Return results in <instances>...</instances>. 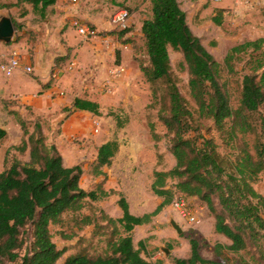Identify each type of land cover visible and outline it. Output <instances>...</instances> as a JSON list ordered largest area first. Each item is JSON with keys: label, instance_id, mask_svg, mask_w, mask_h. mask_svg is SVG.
I'll list each match as a JSON object with an SVG mask.
<instances>
[{"label": "trees", "instance_id": "1", "mask_svg": "<svg viewBox=\"0 0 264 264\" xmlns=\"http://www.w3.org/2000/svg\"><path fill=\"white\" fill-rule=\"evenodd\" d=\"M57 1L16 0L0 3V9H25V16V5H29L34 15L45 19ZM129 1L119 3L124 6ZM151 5L152 15L141 26L148 65L140 64V71L152 87L153 107L160 106L159 120L176 163L168 171H154L152 189L163 202L152 213L135 216L121 196V218L104 212L100 216L97 212L83 214L88 201H102L115 191H105V180L96 190L83 189L82 167L64 165L56 146L46 143L39 122L29 132L26 122L21 121L23 139L16 150L28 153L29 160L13 159L0 171V264H57L68 249H59L53 241V226L61 228L58 234L65 240L77 237L90 226L92 237L111 228L104 255L92 256L83 248L68 256L64 264H163L143 255L144 241L135 247L133 231L149 224L177 196L197 198L214 218L215 233L226 237L230 244L216 243L217 261L203 258L199 243L191 240L190 256L171 264H225L229 255L237 257V264H264V196L255 188L264 174V37L232 47L220 63L193 33L178 0H151ZM213 21L222 23L217 17ZM128 29L120 30L118 37H124ZM169 48L183 55L195 108L179 90ZM60 60L56 59L58 63ZM240 73V98L235 107L228 81L221 80L225 74L233 77ZM65 111L99 116L100 105L75 98ZM149 128L158 144L161 136L154 124ZM247 136L254 137L252 145ZM7 138L8 132L0 127V143ZM118 150L116 140L98 148L94 176L104 175L102 169L112 165ZM104 222L105 226L101 224ZM66 226L72 231L70 235L64 232ZM83 241L79 238L78 244Z\"/></svg>", "mask_w": 264, "mask_h": 264}, {"label": "rangeland", "instance_id": "2", "mask_svg": "<svg viewBox=\"0 0 264 264\" xmlns=\"http://www.w3.org/2000/svg\"><path fill=\"white\" fill-rule=\"evenodd\" d=\"M119 1L63 0L61 9L49 11L45 19H40L38 16L39 19H36L32 7L25 5L29 8L25 16L29 14L27 18L29 17L32 22L31 25L39 20L44 25V21L52 18L51 23L55 24L54 28L57 30L49 34L48 43L55 50L56 59L62 58L58 67L62 68L70 61H74L76 68L64 71L61 76L53 77L49 87L41 88L40 92L26 93L29 97L26 101L22 98L24 93L22 90L34 86L33 74L17 73L13 78H7L0 73V127L8 132V138L0 143V171L6 164L9 166L13 159L23 162L29 160L28 153L23 154L16 150L23 139L21 121L26 122L29 132L33 131L36 122L41 124L46 143L56 146L64 157V165L82 167L83 176L80 186L88 191L96 190L104 180L103 177L98 178L93 175V163L99 146L106 141L118 140L121 149L108 169L110 170L108 176L111 179L105 186L116 189V195L110 197L106 203L105 200L88 201L83 210V214L97 212L100 216L101 212H104L112 218L117 217L118 200L121 196L129 202L130 210L135 215L152 213L161 202L152 189L154 171H167L175 166V160L168 151V143L164 137L166 129L159 120L160 106L153 107L152 87L140 71V64L148 65L141 26L143 21L152 15L151 0H130L124 6L120 5ZM0 2L13 3L14 0ZM179 2L182 8V0ZM219 2L207 0L201 9L194 7L190 2H186L183 6L193 33L201 39L202 44L213 57L222 63L232 47L248 41L249 23L238 20L240 16H234L231 11L215 8ZM122 9L129 12L130 18L128 32L121 38L117 35L121 32L120 29H115L111 21ZM24 10L20 8L0 10V13L9 15L15 23L16 36L12 43L22 56L23 53L33 55L34 45L41 43L45 37L43 34L35 33L36 31L31 27L27 31L26 40L24 35H20L21 27L25 25L22 19L25 17L22 15ZM214 17L222 20L221 25L214 23ZM74 19L94 28L97 37L89 41L83 40L72 27L71 23ZM67 44L70 47L66 55H61L59 49ZM24 49L28 51L23 52ZM100 51L103 56L97 61L96 56ZM169 54L172 73L179 90L191 107L195 108L189 90L188 67L183 55L172 48H169ZM242 66L243 64L238 65L239 71ZM117 68L125 69L122 76L115 77L114 72ZM241 75L242 73L228 77L225 74L221 80V82L228 81L235 107L240 98ZM76 97L97 102L100 105V115L65 111ZM150 124H154L156 132L161 136L158 144L151 136ZM64 128L67 129L65 135ZM213 135L220 143L217 134ZM246 139L252 145L254 137L247 136ZM255 188L264 196V174ZM177 198L179 196L175 199ZM190 204L197 206L195 203ZM198 217L196 224H189L181 219L170 205L153 220V223L135 229L133 232L135 247L138 248L139 241H144L146 251L143 255L150 261L167 264L175 258L189 257L190 241L196 240L203 258L219 261L214 255V247L216 243L226 245L228 241L224 236L215 233V220L207 209L198 213ZM172 219L181 225L184 230L182 235L170 225ZM101 224L106 225L105 222ZM59 230L61 228L58 226L51 228L53 241L59 249L67 248L68 252L57 264H64L68 256L83 248H86L92 256L104 255L107 251V240L111 232L109 226L94 237L91 235L93 227H87L71 240L63 239L58 234ZM64 232L67 235L72 233L68 226L64 227ZM79 238L85 241L78 244ZM164 248L170 250L169 256ZM236 260V256L229 255L225 264H237Z\"/></svg>", "mask_w": 264, "mask_h": 264}, {"label": "crops", "instance_id": "3", "mask_svg": "<svg viewBox=\"0 0 264 264\" xmlns=\"http://www.w3.org/2000/svg\"><path fill=\"white\" fill-rule=\"evenodd\" d=\"M15 1L16 0H14V2ZM192 1H194V2H192ZM206 1L207 0H182V10L185 11V13H186V10H185V8L183 6V4H185L186 2H190V4L193 5L194 7H198V9H201L204 6ZM216 1H218V2L220 1V2L217 4V6H215V8H218V9L224 10V11H226V10L227 11H231L234 14V16H236V17L240 16V17L237 18L238 20L241 19V20H244L245 22L249 23L248 26H247V29H248V32H249L248 41H253V40H256L258 38L264 37V1H262V0H216ZM62 3H63V0H58L57 3L53 7L49 8V11L50 12L53 11V10L59 11L61 9ZM180 5H181V3H180ZM27 8H28V6H27ZM12 9H14V8H12ZM0 10H4V9H0ZM1 15H4V13H0V16ZM27 16L22 18V19H24L23 21H24L25 25L24 26L22 25V27H21V31L22 32H21V34L20 33L19 34L20 35H24V38L26 40V37L28 36L27 31L31 27V28H33L36 31L35 33H38L40 35L43 34V35H45V37H44V40H42V42L40 41L41 43L34 45L33 55H26V54L23 53V62H24V64L25 65H29V66H31L33 68V73H32L33 74V79L32 80L34 82V84H33L34 86H32L31 88H23V90H22V92H24L22 98L25 99V101L27 99H29V97L27 96L28 94H26V93L33 92V91L34 92L35 91L40 92L41 91L40 89L43 88L44 85L48 84L53 77L61 76V74H62L61 70L59 71V68H61V67H58L59 66L58 64H60V63H58V61H56L55 50L52 49L51 46L48 43L49 34L52 31H56L57 30V29L54 28L55 24L51 23L52 18L49 19V20L44 21V23H45L44 25L45 26L41 24L42 23V22H40L41 20H39L40 23L36 22V23H34V25H31L32 22L29 20V17L27 18ZM33 16L36 19H39L36 15H34V13H33ZM58 24H61V23L58 22ZM14 46H15V44L11 43L8 46L4 47V49L7 50L9 48H14ZM65 47H67V48H65ZM69 47L70 46L67 44V46H63L62 48H60L59 51H61V53H62L61 55H66V51H67V49H69ZM26 51H28V50L24 49L23 52H26ZM102 56L103 55H102V53L100 51V54H98L96 56V60L99 61ZM17 73H23V72H21V71L16 72L12 77H7V78H13ZM91 75L93 76V73ZM76 98H79V97H76ZM74 99L72 100V102L74 101ZM72 102H71V104H72ZM81 112H84V111H81ZM66 131H67V129L64 128V135H65ZM116 141L118 142V140H116ZM107 142L108 141L103 142L102 144L107 143ZM120 149H121V147L119 145V150ZM119 150H118V152H119ZM62 158L64 160L63 156H62ZM66 167H69V166H66ZM71 167H74V166H71ZM108 169H109V167H104L102 169L104 175H101L98 178H100V177L104 178L106 183L103 185L104 186L103 188L105 189V191L110 192L112 190L115 191L116 189L111 188V187L105 188L106 184H108L110 182V179H111L108 176L109 172H110V170H108ZM115 195H116V191H115V194H112L109 197H107L106 199H104L105 200L104 202L106 203L107 200L110 197L113 198V196H115ZM120 198H119V200H120ZM158 198L161 199V202H159V204H158V205H160L163 202L164 199L161 198V197H158ZM119 200H118V202H119ZM186 200L188 201L189 204L190 203H195L197 206H200V207H197V206H193L192 204H190L191 207L194 209V211H196L197 218H199L198 217V213H201L203 210L207 209L204 205L201 204V202L197 198H188ZM173 202L171 204L172 206H173ZM128 204H129V202H128ZM167 207H165V208H167ZM165 208H164V210H165ZM129 209H130V206H129ZM117 211H118V214H117L116 218L123 217V211L120 208V206H119V210H117ZM130 213L132 215H135L134 213H132L131 210H130ZM159 215H157V216H159ZM135 216H141V215H135ZM157 216H155L149 224L153 223V220ZM145 225H148V224H145ZM142 226H144V225H142ZM138 227H141V226H138ZM135 229H134V231H135ZM183 232H184V230H183ZM153 235H155V234H152V236ZM227 241L228 242L226 243V245H229L230 241L228 239H227ZM167 256H169V254ZM175 259H184V258H175ZM174 260L168 261L167 264H171Z\"/></svg>", "mask_w": 264, "mask_h": 264}, {"label": "built area", "instance_id": "4", "mask_svg": "<svg viewBox=\"0 0 264 264\" xmlns=\"http://www.w3.org/2000/svg\"><path fill=\"white\" fill-rule=\"evenodd\" d=\"M264 1V0H262ZM77 2V0H73ZM130 15L125 9L118 11L112 18V25L115 29L124 30L128 27ZM72 27L76 30L77 34L86 41L92 40L97 37V31L80 22L77 19L72 21ZM9 45V44H8ZM7 44L0 43V73L6 77H12L16 72H23L25 74H32L33 68L29 65H25L23 62V56L17 48L4 49L8 46ZM76 68V63L70 61L66 66L59 68L61 72L71 71ZM125 72L124 68H117L114 72L115 77L122 76ZM173 208L178 213L179 217L189 224H196L198 222L196 211L191 207L185 198H177L173 202Z\"/></svg>", "mask_w": 264, "mask_h": 264}, {"label": "water", "instance_id": "5", "mask_svg": "<svg viewBox=\"0 0 264 264\" xmlns=\"http://www.w3.org/2000/svg\"><path fill=\"white\" fill-rule=\"evenodd\" d=\"M16 36V28L12 18L9 15H1L0 16V43L11 44L14 41ZM170 225L173 229L181 235L183 233V229L181 225L176 222V220L172 219L170 221ZM165 253L168 255L170 250L167 248L163 249Z\"/></svg>", "mask_w": 264, "mask_h": 264}]
</instances>
